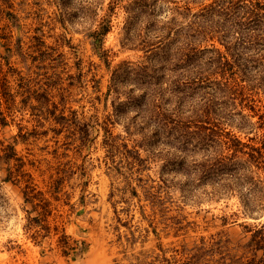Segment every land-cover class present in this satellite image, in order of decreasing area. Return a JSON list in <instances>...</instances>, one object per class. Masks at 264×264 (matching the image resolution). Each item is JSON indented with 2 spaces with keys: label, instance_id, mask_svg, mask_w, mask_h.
Segmentation results:
<instances>
[{
  "label": "trees",
  "instance_id": "obj_1",
  "mask_svg": "<svg viewBox=\"0 0 264 264\" xmlns=\"http://www.w3.org/2000/svg\"><path fill=\"white\" fill-rule=\"evenodd\" d=\"M103 1L58 0L60 20L79 14L92 20L93 16L96 29L88 36L101 40L111 29L110 13L94 20ZM116 1L121 0H115L114 6L109 2V12ZM125 2L120 45L150 57L145 63L125 62L112 69L106 95L115 96L111 102L115 123L122 122L128 136L138 137L135 147L121 146L128 165L160 162V183L141 186L145 201L163 215L174 190L184 203L197 207L236 197L245 218L264 216V131L258 141L249 136L264 128V113H259L256 104L259 96L264 97V0ZM18 19L14 2L0 0V128L8 125L7 117L17 108L28 111L36 126L53 122L71 130L74 141L87 146L91 125L80 123L77 112L67 107L63 87V80L74 85L83 78L78 60L76 74L63 79L67 63L57 47L35 39L38 51L33 55L23 51L20 39L11 43ZM60 43L72 48L64 37ZM13 55L25 65L29 61L25 71L10 63ZM22 139L18 133L0 148V161L6 166L4 182H20L26 175L15 150L17 140ZM115 139L104 128L103 146L111 163L121 153ZM136 147L146 158L140 157ZM70 172L57 176V185ZM21 194L35 211L30 193L22 190ZM131 194L137 197L136 190L131 189ZM28 218L30 225H40L39 217ZM180 223L174 218V224ZM60 236L63 243L72 241L63 230ZM73 242L77 245L74 258L84 255L85 243ZM227 244L219 236L201 239L174 251L175 255L161 253L146 261L135 256L136 261L128 264H264V223L243 225L239 254H231Z\"/></svg>",
  "mask_w": 264,
  "mask_h": 264
},
{
  "label": "rangeland",
  "instance_id": "obj_2",
  "mask_svg": "<svg viewBox=\"0 0 264 264\" xmlns=\"http://www.w3.org/2000/svg\"><path fill=\"white\" fill-rule=\"evenodd\" d=\"M12 1L19 18L18 26L11 31L12 44L20 39L23 51L33 55L38 51L35 39L57 47L67 63L63 79L67 74H76L78 60L83 78L74 85L63 80L64 95L68 99L67 107L77 112L79 122L88 123L91 128L90 142L82 146L74 141L73 132L67 128L61 129L50 121L36 126L26 110L16 108L13 116L7 117L8 125L0 128V145L3 144L0 148L11 142L12 136L23 135L24 140H17L15 150L26 175L20 182L2 181L6 166L0 161V264H113L115 261L128 264L136 261L135 256L146 261L147 257L161 253L175 255L174 251L178 253L182 247L189 248L201 239L209 241L218 236L228 241L231 254H239L243 225L264 223V216L245 218L236 197L198 207L186 204L177 190L170 191L160 215L157 210H151L141 188L157 185L160 162L137 167L128 165L124 158L125 150L121 146L135 147L138 137L128 136L122 122L114 121L111 102L115 96L106 95L110 72L122 63H145L146 57H150L120 45L125 0L116 1L118 4L112 12L109 6H114L115 0H104L98 8L94 20L108 13L111 19V29L101 40L88 36V32L96 29L93 16L91 20L79 14L65 17L61 22L58 0ZM75 6L79 8L77 3ZM62 37L72 48L60 43ZM10 63L22 71L29 65V61L25 65L16 55L10 58ZM258 98L260 102L256 104L262 114L264 97ZM53 100H58L57 94ZM104 128L116 137L114 141L120 146L116 150L121 153L113 155V163L103 146ZM52 129L60 130V134ZM263 131L264 128L249 136L258 141ZM241 137L246 139L244 135ZM137 149L140 157L146 158V153ZM114 167L119 169L118 173ZM63 169L66 171L60 173ZM69 172L68 178L57 185L54 179ZM131 189L136 190L137 197L132 196ZM22 190L30 193L35 211L23 202ZM28 217H39L40 225H30ZM174 218L181 223L174 224ZM62 230L72 240L68 244L61 239ZM73 240L86 245L81 257L74 258L73 248L77 245Z\"/></svg>",
  "mask_w": 264,
  "mask_h": 264
}]
</instances>
